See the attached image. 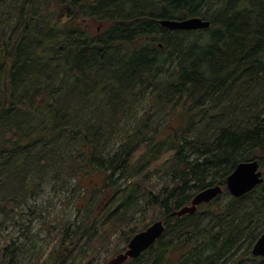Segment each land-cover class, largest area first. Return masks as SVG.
Instances as JSON below:
<instances>
[{
	"label": "trees",
	"instance_id": "trees-1",
	"mask_svg": "<svg viewBox=\"0 0 264 264\" xmlns=\"http://www.w3.org/2000/svg\"><path fill=\"white\" fill-rule=\"evenodd\" d=\"M5 8L0 215L49 168L56 178L85 169L102 180L81 222L63 229L61 250L100 241L149 209L160 212L164 234L125 264H264L251 255L264 231V182L240 198L225 190L241 162L264 171V0H0ZM190 18L210 26L159 25ZM146 98L137 126L105 152L120 115ZM151 169L170 183L150 187ZM216 185L224 192L211 203L172 215Z\"/></svg>",
	"mask_w": 264,
	"mask_h": 264
},
{
	"label": "rangeland",
	"instance_id": "rangeland-1",
	"mask_svg": "<svg viewBox=\"0 0 264 264\" xmlns=\"http://www.w3.org/2000/svg\"><path fill=\"white\" fill-rule=\"evenodd\" d=\"M0 11L4 13L0 14L4 15V19L9 18L10 14L6 8ZM1 26L3 25H0V31L3 30ZM96 26L93 25L94 29ZM6 28L4 26V31ZM92 103L94 107L99 101L92 100ZM148 103L147 98L141 99L126 113L120 115L105 152L116 148L130 129L137 126L136 120L146 112ZM260 169L264 173L261 167ZM84 170L77 172L76 175L80 178L72 177L70 170L68 175L63 173L56 178L52 168H49L47 171L50 173L46 174L44 180L36 183L34 189L30 187L32 180H28L27 187H30V190H27L24 196L18 195L17 201L9 206L10 213L2 212L0 215V263L4 261L5 264H10L11 261V264H61L65 254L67 260L63 264H106L126 249L127 244L124 243L123 234L129 233L130 228L140 227L143 220L150 222L153 219L148 226L159 220L164 223L159 211L145 209L137 214L129 225H123L118 230L111 228L110 235L102 237L100 241L95 240L94 237L91 241L87 238L79 241L75 239L73 246L64 245L61 250L63 229L68 228L73 231V228L81 222L85 214L82 212L84 210L82 204L89 197L90 189L100 185L102 180L101 174L85 175ZM153 170L151 169L149 174L150 187L156 190L170 183L169 177L160 173L152 174ZM119 184L123 186L124 182L120 181ZM100 230L98 228V231ZM75 245L77 249L74 251L72 248ZM16 249L21 252H14ZM55 253H58L57 256L59 255L60 258L53 259L56 257Z\"/></svg>",
	"mask_w": 264,
	"mask_h": 264
},
{
	"label": "water",
	"instance_id": "water-1",
	"mask_svg": "<svg viewBox=\"0 0 264 264\" xmlns=\"http://www.w3.org/2000/svg\"><path fill=\"white\" fill-rule=\"evenodd\" d=\"M159 25L170 31H197L207 29L210 22L201 18H190L185 20H162ZM264 182L263 174L257 161L239 163L226 178V190L233 198H239L251 192ZM222 194L220 186L208 187L196 193L188 206H184L172 212L173 216L182 217L193 215L197 208L203 204L213 201ZM165 231L162 221H156L146 229L135 234L127 243L126 249L110 259L106 264H125L129 260L138 259L144 252L152 247ZM251 255L255 258L264 257V232L252 247Z\"/></svg>",
	"mask_w": 264,
	"mask_h": 264
}]
</instances>
